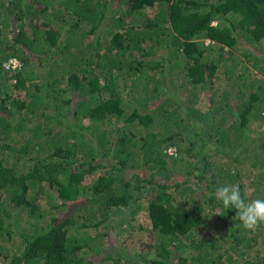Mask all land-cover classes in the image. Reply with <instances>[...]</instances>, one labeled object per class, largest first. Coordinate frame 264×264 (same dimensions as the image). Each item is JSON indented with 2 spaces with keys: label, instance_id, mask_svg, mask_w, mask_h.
<instances>
[{
  "label": "trees",
  "instance_id": "trees-1",
  "mask_svg": "<svg viewBox=\"0 0 264 264\" xmlns=\"http://www.w3.org/2000/svg\"><path fill=\"white\" fill-rule=\"evenodd\" d=\"M234 184L264 198V0H0V264H264Z\"/></svg>",
  "mask_w": 264,
  "mask_h": 264
},
{
  "label": "clouds",
  "instance_id": "clouds-1",
  "mask_svg": "<svg viewBox=\"0 0 264 264\" xmlns=\"http://www.w3.org/2000/svg\"><path fill=\"white\" fill-rule=\"evenodd\" d=\"M14 59L18 60L17 58L10 60ZM172 149L174 151L171 153ZM175 151L176 149L173 147L168 149V153L171 155H174ZM215 198L224 209H235V217L241 222L244 229L255 232L261 225H264V198L248 199L242 194L239 185L235 184L218 186L215 190ZM215 215H219V209Z\"/></svg>",
  "mask_w": 264,
  "mask_h": 264
},
{
  "label": "rangeland",
  "instance_id": "rangeland-1",
  "mask_svg": "<svg viewBox=\"0 0 264 264\" xmlns=\"http://www.w3.org/2000/svg\"><path fill=\"white\" fill-rule=\"evenodd\" d=\"M17 61L18 62L16 63V65L19 66L20 65V62H19V60H17ZM179 79H180V77H175V82H177ZM174 121L175 122H178V125H181L182 124V121L180 119H177V116L174 117ZM172 151H174V149H172ZM219 153H222V152H219ZM208 229H210L212 231L217 230V224L216 223H212L210 226H208Z\"/></svg>",
  "mask_w": 264,
  "mask_h": 264
},
{
  "label": "built area",
  "instance_id": "built-area-1",
  "mask_svg": "<svg viewBox=\"0 0 264 264\" xmlns=\"http://www.w3.org/2000/svg\"><path fill=\"white\" fill-rule=\"evenodd\" d=\"M17 62H18V61L15 60V59H14V60H10L9 63H8V66L11 65V66L14 68V67L17 66V65H16ZM171 153H172V150H171Z\"/></svg>",
  "mask_w": 264,
  "mask_h": 264
}]
</instances>
